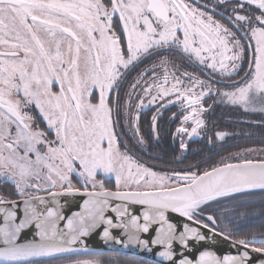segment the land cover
<instances>
[{
	"label": "snow or ice",
	"instance_id": "1",
	"mask_svg": "<svg viewBox=\"0 0 264 264\" xmlns=\"http://www.w3.org/2000/svg\"><path fill=\"white\" fill-rule=\"evenodd\" d=\"M215 106L264 117V0H0V264H120L86 246L97 230L170 264H264V143L157 170L117 131L145 145L147 109L157 143L164 122L181 152L223 150Z\"/></svg>",
	"mask_w": 264,
	"mask_h": 264
},
{
	"label": "trees",
	"instance_id": "2",
	"mask_svg": "<svg viewBox=\"0 0 264 264\" xmlns=\"http://www.w3.org/2000/svg\"><path fill=\"white\" fill-rule=\"evenodd\" d=\"M208 103H212L211 100ZM175 111V109H172ZM152 115V111L145 109L141 117V128L147 143L143 146L135 144L132 137L121 135L122 140L128 142L132 153L142 163L157 166L158 170L168 169H183L188 164H194L197 161H202L201 167H206L214 163L220 156L227 152L235 151L238 147H259L264 143V127L259 124H253L248 121H260L264 119L260 114L244 115L238 111L231 110L224 106H215V112L209 117V121H215L217 124L216 130H226L234 133L233 136L226 138L225 141L216 142V149H219L220 144H224L223 150H215L209 145L206 139L194 138L188 141L187 151L181 152L179 148V140H174L171 132L174 131L175 125H169L162 122L160 140L157 143L148 135V121ZM170 113H165V116ZM120 125L117 126L119 132ZM123 147V145H122ZM211 157V159H209ZM108 186H114V180H106ZM248 199L258 201L259 196L250 197ZM259 203H254L249 208L250 213L259 214ZM138 262L130 261L127 264H154L140 258H136ZM121 264H124L122 262Z\"/></svg>",
	"mask_w": 264,
	"mask_h": 264
},
{
	"label": "water",
	"instance_id": "3",
	"mask_svg": "<svg viewBox=\"0 0 264 264\" xmlns=\"http://www.w3.org/2000/svg\"><path fill=\"white\" fill-rule=\"evenodd\" d=\"M81 202L82 200L79 197L69 199L67 205L62 209V211L64 212L65 215H71L72 212L78 210V204ZM61 203H64V198L61 199ZM129 211L134 215H140L143 212V206L132 204L129 206ZM108 215L115 217V214L111 212L108 213ZM167 215H168L169 220L172 223L176 224L178 228L181 227L183 223L187 222L185 218L180 217L176 213L168 212ZM61 226H63V222ZM157 227L158 225H155V224L152 225L148 233L141 234V238L147 239V240H151L152 238H154L156 235L155 230ZM100 231L101 230H97V232L93 233L91 236L86 238V246L95 252H100L103 254L128 255V256L143 259L145 261H149L154 264H170V262L164 261L163 258L159 257L156 254L159 250H161L158 246H153V251L148 252L147 250H144L137 246H132V245L125 248L121 244H115L111 241L105 244L104 241L101 239ZM113 235L117 238L125 239V237L122 234V230L120 229H113ZM228 250H229V246L227 244H220L218 246V254H223L224 252Z\"/></svg>",
	"mask_w": 264,
	"mask_h": 264
},
{
	"label": "flooded vegetation",
	"instance_id": "4",
	"mask_svg": "<svg viewBox=\"0 0 264 264\" xmlns=\"http://www.w3.org/2000/svg\"><path fill=\"white\" fill-rule=\"evenodd\" d=\"M133 75H135V73H133ZM41 127H43V124H41ZM109 257L115 258V260L119 261L120 264L122 262H124V264H127L130 261L138 262V260L136 259L137 257H132V256H128V255H121V254H103V258L105 260H108ZM73 258H85V257L83 255H81L79 257L74 256Z\"/></svg>",
	"mask_w": 264,
	"mask_h": 264
},
{
	"label": "rangeland",
	"instance_id": "5",
	"mask_svg": "<svg viewBox=\"0 0 264 264\" xmlns=\"http://www.w3.org/2000/svg\"><path fill=\"white\" fill-rule=\"evenodd\" d=\"M249 55H250V53H249ZM241 68H242V71L240 72V75L242 76L243 75V71H245L246 70V68H247V58L245 59V61L241 64ZM189 71H193L194 69L193 68H189L188 69ZM196 70V69H195ZM230 109V108H229ZM231 110H234V109H231ZM236 111V110H235ZM120 133L121 134H124V136L125 137H132V134H131V132L128 130V129H126V128H124L123 126H122V124L120 125ZM133 138V137H132ZM134 139V138H133ZM194 139V138H193ZM220 158V157H219ZM218 158V159H219ZM217 159V160H218ZM158 170V169H157ZM114 180V179H113ZM110 187H112V186H110Z\"/></svg>",
	"mask_w": 264,
	"mask_h": 264
}]
</instances>
